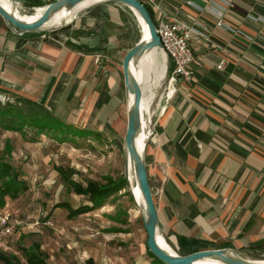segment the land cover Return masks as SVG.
Returning <instances> with one entry per match:
<instances>
[{
    "label": "crops",
    "instance_id": "crops-1",
    "mask_svg": "<svg viewBox=\"0 0 264 264\" xmlns=\"http://www.w3.org/2000/svg\"><path fill=\"white\" fill-rule=\"evenodd\" d=\"M38 1L51 4L56 0ZM157 2L170 17L197 20L212 30L197 79L176 84L177 92L166 101L158 129L150 138L147 170L161 234L180 250V240H184L196 251L231 248L262 258L264 0ZM214 3L227 8L225 21L243 35L215 29L217 18L208 11ZM105 11L112 13L107 7L88 14L87 25L102 20ZM78 21L69 29L50 33H17L0 17V92L43 106L64 124L84 122L91 131L100 132L115 129L121 119L114 110L123 96V61L121 69L116 62L120 48L115 28L104 24V34L80 35L76 40L71 37L75 27L85 30V24ZM1 126L7 129L5 123ZM112 234L132 237L128 230ZM12 237L0 255L23 257L28 264L22 252L27 249L45 257L48 264H77L66 262L56 252L50 255L47 242L22 248L21 256L11 250ZM122 241L128 245L107 253L98 246L73 250L78 242L67 247L73 250L69 254L78 253L80 259L89 253L84 264L89 260L93 264H158L145 245ZM9 251L13 252L9 255Z\"/></svg>",
    "mask_w": 264,
    "mask_h": 264
},
{
    "label": "rangeland",
    "instance_id": "rangeland-1",
    "mask_svg": "<svg viewBox=\"0 0 264 264\" xmlns=\"http://www.w3.org/2000/svg\"><path fill=\"white\" fill-rule=\"evenodd\" d=\"M19 1L24 5L21 0ZM106 6L111 8L113 14L105 11L102 20L97 19V22H92V27L88 26L86 23L88 14L100 8H107ZM33 9L27 11L35 13ZM76 20H79L80 24L81 21L85 24L82 25L85 30L77 29L79 28L77 25L75 33H71L72 39L76 40L80 35L93 37L104 34V24H107L110 29L115 28L114 33L118 38L117 46L120 48L116 62L121 69L126 50L133 48L142 37V27L137 18L132 10L123 5L111 2L95 4L86 11L74 15L64 27L71 28ZM163 65L165 66V63L159 61L157 70ZM169 66L167 59L166 76L156 90L150 138L158 129V120L166 105L171 75ZM120 79L123 96L114 112L119 115L121 122L115 129L103 132L95 129L91 131L86 123L75 122L73 126L66 123L65 126L93 133L86 136L87 134H78L74 131L53 132L35 127L36 120L20 114L18 109H8L20 121L12 120L7 129L0 124V161L11 164L15 171L13 176L18 174L19 181L25 183V186L20 188L18 197H5L2 206L4 208L8 205L9 210L16 212L14 220H17V223L11 239V250L21 255L19 251L22 248L32 249L34 243L47 242L50 255L56 252L68 263L84 264L89 253L80 259L77 256L78 253L74 255V252L72 254L69 252L81 245L87 250L98 246L103 248L104 253L114 252L119 247L128 245L122 241L126 239L136 240V245L147 247L148 236L144 228L143 214L140 212L137 201H134L126 180L124 147L128 125L127 96L123 74L120 75ZM6 95L16 100L13 94ZM150 138L145 151L146 163H148L147 152L151 143ZM59 168L63 169L64 175L58 172ZM16 180L10 184L12 188L15 187ZM67 180L83 186H87L90 182L107 186L112 182L120 187L114 189V193L108 197L102 208L71 218L66 209L55 208V205L66 202L72 207H78L85 204L86 199L77 196L71 186L65 182ZM120 188L123 189L120 190ZM118 230L131 231L132 237L123 239L122 236L112 234ZM77 242L78 244L72 247L73 250L68 249L67 245L73 246ZM173 249L180 256H186L189 251L188 249L181 251L176 247ZM13 251H9L8 254L10 255ZM241 254L254 257L246 252ZM151 255L154 256L152 253ZM46 257H48L47 254ZM260 257L262 258L259 259H264L263 256ZM22 260L23 257L21 262L26 264ZM157 263L164 264L158 259ZM0 264H2L1 261Z\"/></svg>",
    "mask_w": 264,
    "mask_h": 264
},
{
    "label": "water",
    "instance_id": "water-1",
    "mask_svg": "<svg viewBox=\"0 0 264 264\" xmlns=\"http://www.w3.org/2000/svg\"><path fill=\"white\" fill-rule=\"evenodd\" d=\"M13 1L19 3L23 11L28 12L27 10H30L29 8H26L25 5H22L19 0ZM86 1L90 0H56L46 6V10L42 17L38 21L33 23H28L19 20L0 4V17L12 30L17 33H49L64 27L61 26L53 29H43L44 25L49 22L52 16L64 9L72 10ZM102 1L123 5L128 7L130 10L135 11L141 18L142 22L145 24L149 32V39L145 40L141 37V40L127 52L123 60V75L126 96L127 98L129 95L134 96L133 104L128 109V125L124 147L126 180L127 182L129 181V173L127 170V158L129 157V159L132 161L134 168V174L136 177V188H139L140 194L144 202V212H142V214L144 220V228L148 236V250L155 256V258H157L164 264H197L202 260L208 259L219 261L223 264H260L261 262H253L247 260L241 254L240 251L231 248L201 250L186 256H180L173 255L167 252L158 243L157 234L161 233L159 217L155 206L154 195L148 175L145 153H141L137 146V138L140 135V132L142 131L141 90L136 78L132 74L131 63L135 59L142 57L145 53L153 51L154 49L162 50V44L157 34L153 18L147 6L141 0ZM133 199L134 201H136L135 197Z\"/></svg>",
    "mask_w": 264,
    "mask_h": 264
},
{
    "label": "built area",
    "instance_id": "built-area-1",
    "mask_svg": "<svg viewBox=\"0 0 264 264\" xmlns=\"http://www.w3.org/2000/svg\"><path fill=\"white\" fill-rule=\"evenodd\" d=\"M214 1L218 4L217 0ZM143 3L155 11L153 21L162 44V51L165 53L169 65L173 66L169 78L168 100L176 94V84H191L197 79V69L201 65L203 52L206 49L204 46H208L212 41V30L197 20L183 22L170 17L160 7L157 0H146ZM215 3L208 10L217 18L215 29L228 31L234 35H243L238 28L225 21L224 15L227 8ZM248 39L251 41L250 38ZM222 65L223 63L218 68L221 69ZM14 101L10 96L0 92L2 105L12 104ZM15 215L16 212L9 210L8 205L0 209V249H3L14 235L17 223V220H14Z\"/></svg>",
    "mask_w": 264,
    "mask_h": 264
},
{
    "label": "bare ground",
    "instance_id": "bare-ground-1",
    "mask_svg": "<svg viewBox=\"0 0 264 264\" xmlns=\"http://www.w3.org/2000/svg\"><path fill=\"white\" fill-rule=\"evenodd\" d=\"M103 2L102 0H90L86 1L72 10L64 9L54 16L51 17L48 23H46L43 29H53L64 26L68 24L74 15L86 11L95 4ZM0 4L6 8L10 13H12L16 18L24 22L33 23L38 21L44 14L46 7L39 8L35 13H28L23 11L19 3L14 2L13 0H0ZM135 17L137 18L139 24L142 27V38L145 40L149 39V32L147 27L142 22L139 15L132 10ZM163 61V65L159 70H157L158 62ZM166 62L167 57L165 53L160 49H154L153 51L145 53L142 57L135 59L131 63V71L134 77L136 78L140 90H141V116H142V131L137 138V146L141 153H145L147 142L151 135V126L153 124V114H154V103L157 97L156 90L160 87L161 81H163L166 76ZM134 96L129 95L127 98V112L129 107L133 104ZM128 162V173L129 181L128 184L131 188L132 195L136 198L137 204L140 207V212H144V202L140 194L139 188H136V177L134 174V168L132 161L127 158ZM134 191V193H133ZM157 240L160 246L167 252L178 255L176 251L168 245L167 240L161 233L157 234ZM247 260L253 262H261L264 264V260L255 259L249 256H244ZM197 264H223L222 262L215 260H202Z\"/></svg>",
    "mask_w": 264,
    "mask_h": 264
},
{
    "label": "trees",
    "instance_id": "trees-1",
    "mask_svg": "<svg viewBox=\"0 0 264 264\" xmlns=\"http://www.w3.org/2000/svg\"><path fill=\"white\" fill-rule=\"evenodd\" d=\"M26 8L33 9V8H39V7H45L49 4L43 3L38 0H28L25 4ZM152 18L153 14L151 9L147 6ZM92 52V51H91ZM170 73L172 72L173 66L170 64L169 66ZM8 109H18V112L22 115H26L29 118H32V120H36L35 124L37 128H43L48 129L50 131L55 132H75L80 134H87L93 133L90 131H82V130H76L73 127H66L64 123L58 122L53 116H51L46 110L43 108V106H40L30 100L17 98L14 103L12 104H6L2 105L0 103V124L3 125L5 123V126L8 127L10 122L12 120H15V122L20 121L19 118H15L14 115H12ZM23 116V117H24ZM22 117V116H21ZM58 172L62 175H64L63 169L59 168ZM13 173L15 174L14 168L11 164H9L6 161H0V182L3 181V183L0 184V209L2 208L4 204L5 197L10 196L11 198H17L20 188H23L25 186L24 181H19L17 178L18 174L13 176ZM17 178V180H16ZM16 180L15 187H11V183ZM68 185L71 186L73 192L76 195L83 196L87 199V204L81 205L77 208H73L70 204L66 202L57 203L55 205V208H62L66 209L69 213V217L75 218L79 215H83L86 213H89L91 211H94L96 209L102 208L105 205V202L107 201L108 197L114 193V189L116 187H120L118 184L115 185L112 182L108 184L107 186L100 185L95 182H90L87 184V186H83L81 184H77L73 181L67 180L65 181ZM123 188H120L122 190ZM181 245V251L189 250L187 255L196 252V250L191 249L188 242L184 240H180ZM22 252L26 258V261L28 264H48L47 259L45 257L40 256L34 251H28L27 249H22ZM151 253V252H150ZM0 261L3 264H21V260L17 256H6V255H0ZM89 264H93L91 260L88 261Z\"/></svg>",
    "mask_w": 264,
    "mask_h": 264
}]
</instances>
